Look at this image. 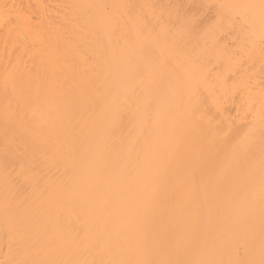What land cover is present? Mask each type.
<instances>
[{"label":"bare ground","instance_id":"1","mask_svg":"<svg viewBox=\"0 0 264 264\" xmlns=\"http://www.w3.org/2000/svg\"><path fill=\"white\" fill-rule=\"evenodd\" d=\"M0 264H264V0H0Z\"/></svg>","mask_w":264,"mask_h":264}]
</instances>
